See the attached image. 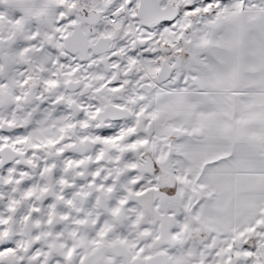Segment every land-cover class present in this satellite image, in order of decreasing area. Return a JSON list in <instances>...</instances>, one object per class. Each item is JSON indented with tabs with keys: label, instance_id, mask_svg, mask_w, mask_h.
<instances>
[{
	"label": "snow or ice",
	"instance_id": "snow-or-ice-1",
	"mask_svg": "<svg viewBox=\"0 0 264 264\" xmlns=\"http://www.w3.org/2000/svg\"><path fill=\"white\" fill-rule=\"evenodd\" d=\"M0 264H264V0H0Z\"/></svg>",
	"mask_w": 264,
	"mask_h": 264
}]
</instances>
